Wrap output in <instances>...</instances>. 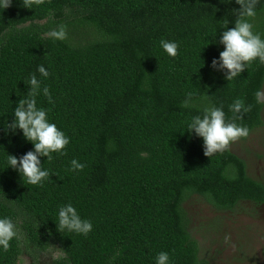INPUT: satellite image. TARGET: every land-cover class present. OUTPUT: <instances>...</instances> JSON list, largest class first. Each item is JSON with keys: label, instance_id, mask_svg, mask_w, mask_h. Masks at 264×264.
<instances>
[{"label": "trees", "instance_id": "1", "mask_svg": "<svg viewBox=\"0 0 264 264\" xmlns=\"http://www.w3.org/2000/svg\"><path fill=\"white\" fill-rule=\"evenodd\" d=\"M240 7L235 0H45L28 9L13 0L0 9V219L18 232L7 252L0 248V264L51 248L63 253L52 264H156L161 252L168 264H208L185 201L196 194L220 210L264 204V182L242 157L232 150L206 157L203 139L188 132L207 106L222 107L231 122L236 99L252 110L235 123L250 134L264 125L255 96L264 65L255 61L232 81L212 68L224 50L221 21L234 27ZM255 11L250 22L264 38V0ZM61 24L68 39L49 38ZM162 40L179 45L175 58ZM32 74L54 101L41 91L37 107L70 140L66 155L40 158L50 173L43 186L27 184L8 164V155L34 151L21 130L5 129L28 98ZM189 93L192 106L184 108ZM73 159L85 168L73 171ZM68 204L92 223L89 234L58 231Z\"/></svg>", "mask_w": 264, "mask_h": 264}, {"label": "clouds", "instance_id": "2", "mask_svg": "<svg viewBox=\"0 0 264 264\" xmlns=\"http://www.w3.org/2000/svg\"><path fill=\"white\" fill-rule=\"evenodd\" d=\"M13 0H0V9H7L12 6ZM23 6L33 9V6H40L45 0H22ZM231 0H229V3ZM241 7L233 10L237 16L234 27L229 28V21L225 18L222 27L225 29L220 37L219 43L224 46L220 52L219 59H213L212 68L224 73L227 81H232L239 77L253 62L259 61L264 65V38L255 32L254 25L250 19L256 16V5L258 0H235ZM49 38L59 41L68 39L67 27L61 24L57 29L47 33ZM163 50L172 58L178 55L179 45L167 40L161 41ZM39 74L47 78L50 73L43 65L37 68ZM29 86L28 98L19 100L14 110V121L8 123L5 129L15 133L17 130L23 132L27 141L34 144V151L30 150L26 154L17 158L15 155H8V164L17 170L22 178L29 185L43 186L50 173L43 169L41 157H46L48 161L53 159V153L66 155L65 149L70 143L69 137L61 131L55 123L48 120L47 112L43 108L37 107L36 97L41 94L48 98L49 103H54L48 87L41 90V81L36 74H32L26 82ZM257 103H264V91L258 90L255 94ZM191 93L188 99L182 102V107H191ZM234 114L232 121L226 118L222 107L207 106L203 109V116H195L188 125V132L203 139L204 155L213 157L216 154H223L230 151L233 144L241 139L250 136V129L235 123V120L244 118V114L252 110V106H245L243 100L236 99L229 106ZM141 155H145L141 153ZM72 170L82 171L85 165L73 159L71 161ZM93 225L88 220L81 219L75 207L71 204L62 206L59 209L57 229L59 232H75L87 235L92 231ZM18 238L16 224L9 218L0 219V248L7 252L11 247V241ZM224 242L230 243L231 236L225 235ZM169 256L166 252H161L156 258V264H168Z\"/></svg>", "mask_w": 264, "mask_h": 264}, {"label": "rangeland", "instance_id": "3", "mask_svg": "<svg viewBox=\"0 0 264 264\" xmlns=\"http://www.w3.org/2000/svg\"><path fill=\"white\" fill-rule=\"evenodd\" d=\"M231 150L246 161L251 176L264 182V125ZM184 207L190 231L199 243L200 259L208 264H264V204L245 202L234 210H220L195 194ZM225 235L231 236L230 243L224 242ZM61 255L53 248L40 256L27 249L19 263L52 264Z\"/></svg>", "mask_w": 264, "mask_h": 264}]
</instances>
